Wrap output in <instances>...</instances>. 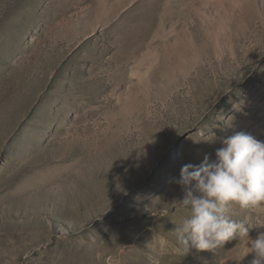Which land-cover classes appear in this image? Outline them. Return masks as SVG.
<instances>
[{
  "label": "rangeland",
  "instance_id": "1",
  "mask_svg": "<svg viewBox=\"0 0 264 264\" xmlns=\"http://www.w3.org/2000/svg\"><path fill=\"white\" fill-rule=\"evenodd\" d=\"M198 1L0 0V264H249L174 232L181 168L264 142V10Z\"/></svg>",
  "mask_w": 264,
  "mask_h": 264
},
{
  "label": "clouds",
  "instance_id": "2",
  "mask_svg": "<svg viewBox=\"0 0 264 264\" xmlns=\"http://www.w3.org/2000/svg\"><path fill=\"white\" fill-rule=\"evenodd\" d=\"M221 143L215 161L205 156L200 164L181 168L178 183L184 194L178 203L190 215L174 230L178 247L186 253L190 248L213 251L238 235L247 240L249 264H264V231L251 238L248 227L227 214L233 204L244 210L264 208V142L237 132Z\"/></svg>",
  "mask_w": 264,
  "mask_h": 264
},
{
  "label": "bare ground",
  "instance_id": "3",
  "mask_svg": "<svg viewBox=\"0 0 264 264\" xmlns=\"http://www.w3.org/2000/svg\"><path fill=\"white\" fill-rule=\"evenodd\" d=\"M211 1L213 2V0H211ZM198 2H199L198 5H200V7L204 6V5L207 6V4L204 3V0H201V1H198ZM251 3H253V8L254 7L257 8L258 11L262 12L264 10V0H214V5H215V7H216V9L218 11V15L220 16L221 20H225L227 15H228V14H226L227 11L225 12V9L229 8V10H231V12L233 10L234 12L238 11L240 14H243L248 9V6L251 5ZM203 17L206 18V16H202V18ZM204 23H205V19H204V22L201 21L202 25H204ZM182 35H184V34H182Z\"/></svg>",
  "mask_w": 264,
  "mask_h": 264
}]
</instances>
